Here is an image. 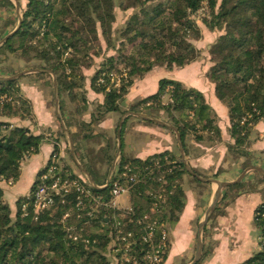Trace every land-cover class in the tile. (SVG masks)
I'll list each match as a JSON object with an SVG mask.
<instances>
[{
	"label": "trees",
	"instance_id": "16d2710c",
	"mask_svg": "<svg viewBox=\"0 0 264 264\" xmlns=\"http://www.w3.org/2000/svg\"><path fill=\"white\" fill-rule=\"evenodd\" d=\"M115 1L119 2L121 10L133 9L134 12L120 32L118 57L104 59L91 78L92 90L104 95L102 105L97 107L100 118L110 112L124 113L120 103L135 79L158 67L168 70L182 68L199 57L191 39L198 38L200 34L190 15L200 8L204 0H26L19 29L0 47V78L12 75L5 70L4 64L7 54L13 55L25 64H37L32 67L33 70H50L56 77L59 94L67 93L74 98L77 95L75 91L82 90L85 80L83 71L92 66L94 56L100 55L101 51H94V43L102 39L106 47L115 48L111 34L115 22ZM205 1L212 16L205 26L209 32L219 33L208 51L211 66L207 78L214 86L215 97L228 110L230 136L234 140V148L240 152L239 149L247 143L251 128L264 116V0H220L219 4L218 0ZM1 5L13 7L9 0L0 1ZM41 28L44 29L42 35ZM128 46L130 49H127ZM120 65L128 69L130 80L126 85L108 91L106 87L97 85L96 81L102 73H119ZM36 75L49 79L51 86L52 80L45 72ZM17 85L18 80H0L2 119L23 120L32 115L30 104L22 97ZM167 87H170L169 101L162 104L160 97ZM81 100L84 101V95ZM150 104L156 105L158 108L154 110L162 111L168 117L167 122L177 129L184 152L185 141L190 135L198 141L203 138L201 134L207 133V140H219L214 113L199 91L187 88L178 81L161 79L155 94L141 99L129 110L139 113L152 106ZM83 110L84 107L77 106L76 112L80 115ZM189 113L193 114L191 118ZM61 114L63 116V112ZM246 115H251L250 126L240 123ZM124 125L125 122L121 129V154L114 176L122 173L125 166L144 174L143 168L150 167L159 159L167 157L174 162L176 168L167 179L178 184L170 188L172 194L160 217L166 224L175 223L185 201L180 182L185 175L198 181L197 178L186 170L181 157L167 151L146 159L124 157ZM46 140H52V137L35 135L28 128L0 121V180L18 181L21 162L38 154ZM77 158L82 160L80 156ZM112 160L109 159V163ZM59 166L62 178L83 182L69 165L61 162ZM45 168L46 165L36 179ZM84 168L97 187L105 184L108 170L100 175L97 170L93 172L85 165ZM112 182L113 179L105 189L91 190L95 195L106 198ZM36 185L35 180L28 195L16 201L15 219L11 218L12 211L0 188V264H108V231L105 228L100 231L97 225L103 223L106 227L105 221L101 217L91 220L84 215L77 219L75 193L67 196L66 204L57 199L54 206L34 219L32 195ZM156 187L154 182H141L131 193L133 222L149 212L150 199L145 190ZM225 198L224 195L220 203ZM23 205H26L24 216L21 213ZM66 213L69 216L63 220ZM253 221L259 236H264V203L255 209ZM68 226L74 227L78 233L82 229L81 238L77 241L69 239L66 233ZM132 231L137 233L135 224ZM260 245L261 251L239 264H264V240ZM131 252L137 264H144V247L141 244L133 245ZM207 254L209 251H204L197 264Z\"/></svg>",
	"mask_w": 264,
	"mask_h": 264
},
{
	"label": "crops",
	"instance_id": "0c3cea01",
	"mask_svg": "<svg viewBox=\"0 0 264 264\" xmlns=\"http://www.w3.org/2000/svg\"><path fill=\"white\" fill-rule=\"evenodd\" d=\"M5 12L11 14L8 10ZM8 27H4L5 30L0 29V39L10 33L12 27ZM209 34L211 37H208V49L219 36V33L216 32ZM204 38L205 35L202 33V40ZM195 46L200 54L194 62L172 70L163 67L154 68L134 82L120 107L126 109L131 103L134 104L138 100L155 94L161 79L178 81L185 87L202 93L205 102L214 113L215 126L220 133L219 140H207V133L201 134L203 138L198 141L194 139L193 135H190L185 141L186 151L183 150L187 166L192 173L202 179L212 178L222 183H234L240 177L242 178L239 183H235L239 185L231 189L226 187L223 190L222 197L226 196L224 205L221 206L217 214L208 220L202 232V254L204 251H209V254L200 264H239L261 251L259 234L253 218L255 209L264 203V181L261 175L250 170V168L258 167L264 171V116L251 128L246 145L239 149L241 153L237 152L238 150L236 151L234 148V140L230 136L228 110L215 97L214 86L207 78V72L211 66L208 49ZM7 58L5 65L10 73L32 70L31 64H35H25L18 57L9 54H7ZM97 60L91 68L83 72L85 80L80 92L84 95V101L79 99L82 104L80 108L84 107L83 112L80 115L77 114L78 98H70L67 93H64L63 99L59 94V103L63 118L67 121L68 129L72 135L76 134L82 125L87 129H92L93 136H96L97 131L103 135V142L92 144L87 153H97L105 145L107 148L104 155L101 160L89 159L87 167L95 163L96 169H105L106 163H109V159L113 158L114 155L111 145L113 139L116 140L115 125L121 116L113 112L107 113L104 118H100L98 115L97 107L102 105L104 95L94 92L91 88L92 75L95 70L99 69L103 59ZM33 74L36 75L37 73H28L24 76H32ZM47 75L52 80V76ZM20 78L17 86L22 97L29 102L32 115L23 120L0 118V121L28 128L35 135L51 136L52 140H46L40 146L38 154L21 162L18 181L11 183L0 180L4 200L12 213L15 212V203L18 198L28 195L38 172L47 164L53 151V140L60 143V161L71 165L66 158L65 141L60 136L62 131L55 111L53 82L50 86L49 79L41 77L37 83L32 84L29 79ZM167 97L166 95L162 99L163 104H167L169 100ZM131 119L132 121H126L122 136V154L124 157L146 159L165 151L181 157L175 134L166 129L162 130L153 123L137 120L134 117ZM90 142L91 140H88L87 137H81L83 145L86 144L87 146ZM175 149L178 150V153L174 151ZM74 172L76 173L75 170ZM102 174L103 171L100 172V175ZM189 178L193 180V178ZM180 185L185 198L184 206L178 220L173 224H167L169 246L162 264L191 263L196 249L198 224L213 202L217 190L215 184L200 180L189 182L186 180V176H183ZM246 187H249L250 190L241 191ZM228 190L233 193L237 192V196L229 198ZM132 206L129 195H124L116 201V207L121 211L132 213ZM97 225L100 231L106 229L100 223ZM106 258L108 264H122L123 261V257L114 252L110 242L108 243Z\"/></svg>",
	"mask_w": 264,
	"mask_h": 264
},
{
	"label": "built area",
	"instance_id": "2783aa9c",
	"mask_svg": "<svg viewBox=\"0 0 264 264\" xmlns=\"http://www.w3.org/2000/svg\"><path fill=\"white\" fill-rule=\"evenodd\" d=\"M43 31L44 29L41 28V35ZM116 75H119L120 78L116 77L114 79L112 74L109 73L99 77L96 83L98 86L106 87L107 91L110 88L118 89L126 75L121 72ZM169 90L170 87H167L164 94L160 97L161 103H163L162 99L166 95L168 96ZM189 115L191 118L193 114L189 113ZM250 120L251 115H246L240 123L241 125L247 123L250 126ZM52 145L53 151L46 164L44 173L36 179L37 185L32 195L34 219H36L37 215L54 206L57 199L61 200V204H66L67 196L75 193L76 218L80 219L84 215L91 220L101 217L103 221H106L108 240L114 252L123 257L122 264H137L136 257L131 252L132 246L135 244H141L144 247L142 258L144 264H162L169 246V237L167 224L162 221L160 215L163 208L166 207L168 197L172 194L170 188H175L178 184L177 181L169 182V179H167L176 168L174 162L167 157L162 160L159 159L150 167L143 168L144 174H140L137 170L125 166L122 173L115 174V176L113 173L111 178L113 182L109 195L105 198L95 195L91 190L92 187L83 178V182L77 179L62 178L59 175L61 170L59 166L61 164L59 156L60 143L53 140ZM141 182H154L157 187L156 189L145 190L150 199L149 212L138 217L133 222L131 212L118 210L116 201L124 195H129L130 197L131 193L135 191ZM21 213L23 216L26 215V205L21 207ZM68 216L69 214L66 213L63 216V220H66ZM126 217H130V219ZM134 224L136 225L137 233L132 231ZM101 225L104 226L103 223ZM81 232L82 229L78 233L72 226L66 228L68 238L73 241L81 238ZM263 240L264 236H260L259 241L263 242Z\"/></svg>",
	"mask_w": 264,
	"mask_h": 264
},
{
	"label": "rangeland",
	"instance_id": "374dc122",
	"mask_svg": "<svg viewBox=\"0 0 264 264\" xmlns=\"http://www.w3.org/2000/svg\"><path fill=\"white\" fill-rule=\"evenodd\" d=\"M11 3L13 4V7H10V6H6V5H1L0 6V29H4V27L6 28L7 26H11L12 27V29H10L11 31H10V33L16 28V26H17V24H18V17L20 16V17H22V13H23V11H24V9H25V4H26V0H17V3H18V6H19V10H20V12L18 13L17 11H16V9H15V2L13 1V0H11ZM119 2L118 1H115V7H114V16H115V22L112 24V29H111V34H112V42H115V48H114V50L113 49H111V48H108V47H106V44H105V42L102 40V39H100V41H98V42H96V43H94V51H96V52H100V55L99 56H94L93 57V59H92V66L95 64V62H96V60L97 59H99V60H97V61H101L102 59V62H101V64L103 63V61H104V59H106L107 57H118V54H117V49L119 48V46H120V42H121V38H119V36H120V32L123 30V28L125 27V24H126V22H127V19L133 14V12H134V10L133 9H128V10H121L120 8H119V4H118ZM220 3V0H218V4ZM24 7V8H23ZM5 10H8V11H10V15L9 14H7L6 12H5ZM190 18L193 20V22L195 23V25H196V27L198 28V30H199V36H198V38H196V39H191V42L193 43V45H197L198 47H201L202 46V43H204L203 44V46H202V48L201 49H204V47H206V49L205 50H207L208 49V47H207V44L209 43V38L211 37V34H209V33H212V32H209L208 31V29H207V27L205 26V24L207 23V22H209L211 19H212V16H211V13H210V10H209V8H208V5H207V3H206V1L204 0V1H202V3H201V5H200V8L194 13V14H192V15H190ZM8 27V28H9ZM5 30V29H4ZM4 32V31H3ZM213 32H216V33H218L217 31H213ZM202 33H203V35H205V38L202 40ZM9 34V33H8ZM7 34V35H8ZM6 36V35H5ZM5 36H2L1 37V39H0V41L5 37ZM209 37V38H208ZM196 47V46H195ZM127 49H130V46H128V48ZM197 49V48H196ZM207 51H209V49L207 50ZM198 53L200 54V51L198 50ZM7 63V62H6ZM5 63V64H6ZM4 64V65H5ZM35 65H37V64H31V67H34ZM91 66V67H92ZM90 67V68H91ZM89 69V68H88ZM118 69L120 70V72L122 73V74H125L126 76H125V78H124V80L122 81V83L120 84V86L118 87V88H120L121 86H123V85H126L128 82H129V80H130V78H129V76H128V69L127 68H124L122 65H120V67H118ZM5 70H6V65H5ZM33 70V69H32ZM84 72V71H83ZM95 72H96V70H95ZM17 74V73H16ZM95 74V73H94ZM93 74V75H94ZM110 74H112V77L115 79L116 77L117 78H120V76L119 75H116L117 73H115V72H112V73H110ZM13 75H15V73H12V75L11 76H13ZM93 75H92V77H93ZM103 75H106V73H102L101 74V76L100 77H102ZM8 77H10V76H8ZM42 76H40V75H35V74H33L32 76H22L20 79H23V78H27V79H29L30 80V82L32 83V84H34V83H37V81H38V79L39 78H41ZM137 79H135L134 80V82L136 81ZM134 82H133V84H134ZM132 84V85H133ZM83 85V84H82ZM131 85V86H132ZM130 86V87H131ZM83 87V86H82ZM102 87V86H101ZM129 87V88H130ZM129 88H128V91H129ZM58 92H59V90H58ZM75 93H77V95L76 96H74V98H78L77 99V101H78V104H77V106H78V108H80L81 106H82V104H81V102H80V100H81V98H82V93L80 92V91H75ZM128 93V92H127ZM60 96H61V98L63 99V97H64V93H60ZM126 96V95H125ZM80 99V100H79ZM124 100H125V97H124ZM123 100V101H124ZM122 101V102H123ZM138 101H140V100H138ZM138 101H136L135 103H137ZM121 102V103H122ZM120 103V104H121ZM134 103V104H135ZM163 104V103H162ZM59 105H60V103H59ZM133 104L131 103L130 105H128V107L126 108V109H122V111H124V113H120L119 115L121 116V118L123 117V116H127L126 118H125V120H124V122H125V124H126V121L127 120H131L132 121V117H134V116H132V115H129L128 113H130L131 111L129 110V108L132 106ZM150 105H152V104H150ZM77 108V107H76ZM154 108L156 109V108H158L156 105H152V106H149V108H147V110H144V111H141V112H139L138 114H142V115H145V116H147V117H149V118H153V119H157V120H160V121H163V122H165V123H167V124H169L166 120V118H168V117H166L165 116V114L162 112V111H160V110H154ZM60 110H61V108H60ZM59 110V111H60ZM79 110H81V109H78V111ZM60 113V118H59V121L61 122H63L64 123V125L66 126V129L68 130V132H69V134H70V131H69V129H68V123H67V121H65V119L63 118V116H62V111H60L59 112ZM132 113V112H131ZM120 118V119H121ZM134 118H136L137 120H142V119H140V118H137V117H134ZM160 118V119H159ZM136 120V121H137ZM120 121V120H119ZM119 121L116 123V125H115V133H116V131H117V128H118V124H119ZM123 122V123H124ZM154 124V123H153ZM155 125H157V124H155ZM170 125V124H169ZM122 126H123V124H122ZM125 126V125H124ZM159 128H161L162 130L163 129H166V128H162V127H160L159 125H157ZM60 127H61V124H60ZM122 129V128H121ZM167 131H169V132H171L169 129H166ZM61 131H62V128H61ZM173 133V132H172ZM62 134H63V136H61V139L63 140V141H65L64 143H65V145H66V149H65V151H66V158H67V161L71 164V165H69V164H67V165H69L72 169H74L75 171H76V173L77 174H79V176H81L84 180H85V178L83 177V175H82V173H81V171L79 170V168L77 167V165L75 164V162L73 161V159H72V157L70 156V153H69V145H68V142H67V138H66V136L64 135V133H63V131H62ZM174 134V133H173ZM70 136H71V134H70ZM73 136V137H72ZM71 136V138H72V141H73V146H74V153H75V157H76V159L78 160V158H77V156H80L81 157V161H79L78 160V163L82 166V167H84V165L85 166H87V165H89V159H98V160H101V158L103 157V155H104V152H105V149L107 148L105 145L104 146H102L99 150H98V152L97 153H95V152H89V153H87V151H88V149H89V147L90 146H92V144H101V142H103V135H101V134H99L98 133V131H97V134H96V136H93V130L92 129H87L86 127H84V126H81V127H79L78 128V132L76 133V134H74V135H72ZM83 136H85V137H87L88 138V140H91V142L90 143H88L87 144V146H86V144L85 145H83L82 143H81V137H83ZM93 136V138H91ZM91 138V139H90ZM111 148H112V150H113V154L115 155V157H114V155L112 156L113 157V160L110 162V163H106V167H105V169H96L95 168V163L94 164H92V165H90L89 167H91L92 169V171L94 172L95 170H97L98 171V173H100V172H102L103 171V173L105 172V171H107L108 170V173H107V177H108V175H109V172H110V168L112 167V165L114 164V168L117 166V163L119 162V156H120V154H121V149H120V154L118 155V156H116V153H117V139L115 140V139H113V141H112V145H111ZM176 153H178L177 151V149H175L174 150ZM85 158V159H84ZM85 160V161H84ZM94 162V161H93ZM85 169V168H84ZM115 171V170H114ZM186 176V180L187 181H193L192 179H190L189 177V175H185ZM192 178V177H191ZM107 179V178H106ZM212 179V178H211ZM205 183H210V182H205ZM210 184H212V183H210ZM247 190H250L249 189V187H246V188H243L241 191H247ZM228 192H229V194H227L228 195V197L230 198H232V197H234L235 195H237L238 193L237 192H235V193H233L232 191H229L228 190ZM221 202V200L219 201V203ZM224 202H225V200L222 202V203H220V206H219V208H218V210L215 212V213H213V215L214 214H217L218 213V211L221 209V206L222 205H224ZM218 203V204H219ZM218 204H217V206H218ZM15 214H16V211L15 212H13V213H11V218L12 219H15ZM212 215V216H213ZM212 216L210 217V218H212ZM259 238H260V236H259ZM254 240L256 241V238L254 237Z\"/></svg>",
	"mask_w": 264,
	"mask_h": 264
},
{
	"label": "water",
	"instance_id": "95a60500",
	"mask_svg": "<svg viewBox=\"0 0 264 264\" xmlns=\"http://www.w3.org/2000/svg\"><path fill=\"white\" fill-rule=\"evenodd\" d=\"M0 1H3V0H0ZM9 1H11V0H9ZM13 1L15 2V9L19 13L20 10H19V6H18V3H17V0H13ZM21 22H22V17L19 16L18 17V24H17L16 28L11 33H9L8 35H6L0 41V47L19 29V27L21 25ZM41 72H45V73L50 74L52 76L53 91H54L55 111H56V115L60 118V113H59L60 112L59 111L60 110V105H59L58 85H57V81H56L55 75L50 70H40V69L27 70V71H23V72L17 73V74H15L13 76H10V77L0 78V80H2V81H15V80H18L20 77H22V76H24V75H26L28 73H41ZM128 114L129 115H132L134 117L140 118V119H142L144 121L152 122L154 124H157V125H159L161 127H164L166 129H169L170 131L174 132V134L176 136V139L178 141V148H179V151H180L181 159L183 160V162L185 164L186 170L191 175H193L194 177H196L200 181L210 182L212 184L217 185V190H216V193L214 195L213 202L208 207V209L205 212L204 217L202 218V220L198 224L195 254H194L193 260L190 263V264H197L200 261L201 256H202V240H201L202 232H203V230H204V228H205L208 220L213 215V213H214V211H215V209L217 207V204L221 200L223 190L226 187H228V186H230L232 184L239 183L242 177H240L234 183H222V182H219V181H217L215 179H202V178L198 177L197 175H195L194 173H192L189 170L188 166H187V162H186L185 157H184V152H183L182 144L180 142V137L178 135L177 129L174 126L169 125V124H167V123H165L163 121L157 120V119L149 118V117H147L145 115H142V114L133 113V112L132 113L130 112ZM126 117L127 116L125 115V116H123L120 119L119 124H118V128H117V131H116V139H117V153H116V156H118L120 154V149H121V128H122V124H123V122H124V120H125ZM60 124H61L62 131H63L64 135L67 138V142H68V145H69V153H70V156L72 157L73 161L75 162V164L77 165V167L81 171V173H82L83 177L85 178L86 182L92 188H99V189H105V188H107L108 185H109V183H110V181H111L112 175L114 173V164L110 168L109 175H108V177H107V179H106L105 184L103 185V187H97L95 185L93 179L91 178V176L88 174V172L84 169V167H82L78 163V160L76 159L75 153H74V146H73L72 138H71L68 130L66 129V126L64 125V123L61 121ZM250 170H252V171L258 173L259 175H261L262 177H264V171H262L258 167H251Z\"/></svg>",
	"mask_w": 264,
	"mask_h": 264
},
{
	"label": "clouds",
	"instance_id": "9594fccd",
	"mask_svg": "<svg viewBox=\"0 0 264 264\" xmlns=\"http://www.w3.org/2000/svg\"><path fill=\"white\" fill-rule=\"evenodd\" d=\"M103 187V186H102Z\"/></svg>",
	"mask_w": 264,
	"mask_h": 264
}]
</instances>
